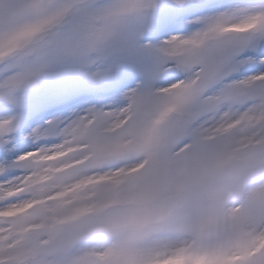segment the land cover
Segmentation results:
<instances>
[{
  "label": "snow or ice",
  "instance_id": "6c2138e0",
  "mask_svg": "<svg viewBox=\"0 0 264 264\" xmlns=\"http://www.w3.org/2000/svg\"><path fill=\"white\" fill-rule=\"evenodd\" d=\"M0 264H264V0H0Z\"/></svg>",
  "mask_w": 264,
  "mask_h": 264
},
{
  "label": "rangeland",
  "instance_id": "374dc122",
  "mask_svg": "<svg viewBox=\"0 0 264 264\" xmlns=\"http://www.w3.org/2000/svg\"><path fill=\"white\" fill-rule=\"evenodd\" d=\"M52 115H54V114H49V115L45 116V119H50V118H52Z\"/></svg>",
  "mask_w": 264,
  "mask_h": 264
}]
</instances>
